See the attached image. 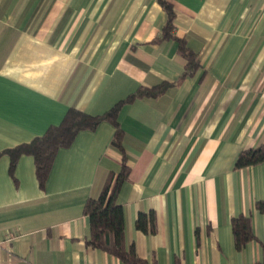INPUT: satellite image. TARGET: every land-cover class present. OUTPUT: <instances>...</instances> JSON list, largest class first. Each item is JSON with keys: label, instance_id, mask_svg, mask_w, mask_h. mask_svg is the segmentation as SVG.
I'll use <instances>...</instances> for the list:
<instances>
[{"label": "crops", "instance_id": "crops-1", "mask_svg": "<svg viewBox=\"0 0 264 264\" xmlns=\"http://www.w3.org/2000/svg\"><path fill=\"white\" fill-rule=\"evenodd\" d=\"M167 1L200 67L118 113L130 166L118 198L126 243L148 264L262 263L264 162H235L264 143V0ZM166 21L160 0H0V151L42 135L72 106L102 114L140 86L177 81L178 41L153 42ZM114 133L109 121L80 131L44 188L33 156L13 174L0 156V264H126L88 245L84 213L121 169ZM141 211L155 213V233L136 227ZM242 214L256 238L238 250L232 219Z\"/></svg>", "mask_w": 264, "mask_h": 264}, {"label": "trees", "instance_id": "trees-1", "mask_svg": "<svg viewBox=\"0 0 264 264\" xmlns=\"http://www.w3.org/2000/svg\"><path fill=\"white\" fill-rule=\"evenodd\" d=\"M160 3L167 13V21L153 42L169 39L178 41V52L186 59V65L177 81H162L152 87L140 86L102 114H91L72 106L67 110L60 123L51 125L42 135L0 151V156L7 154L10 157L11 174L22 155L33 156L37 179L40 186L44 188L55 157L61 148L70 146L80 131L94 130L103 121L111 122L115 126L112 146L122 154L121 169L117 173L109 172L100 193L90 197L85 203L84 213L90 220V237L87 239V243L93 248L109 252L126 264H148V261L138 255L134 244L127 245L126 243L125 213L118 198L122 184L129 178L130 166L128 165L129 157L123 145L125 133L118 121V113L124 104L130 103L136 98L159 96L184 78L194 76L200 67L198 53L192 50L184 39L175 35L176 14L173 4L167 0H160ZM262 162H264V143L242 150L236 159L235 167L243 168ZM255 208L264 214V200L256 201ZM136 227L146 233H155V213L141 211L136 219ZM232 230L238 250L243 249L248 242L256 238L251 215L242 214L233 217ZM259 264H264V261Z\"/></svg>", "mask_w": 264, "mask_h": 264}]
</instances>
